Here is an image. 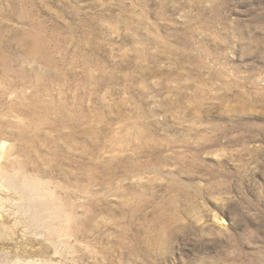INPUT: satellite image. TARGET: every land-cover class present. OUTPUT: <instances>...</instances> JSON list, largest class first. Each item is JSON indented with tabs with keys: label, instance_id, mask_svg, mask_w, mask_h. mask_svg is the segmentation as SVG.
Returning a JSON list of instances; mask_svg holds the SVG:
<instances>
[{
	"label": "rangeland",
	"instance_id": "374dc122",
	"mask_svg": "<svg viewBox=\"0 0 264 264\" xmlns=\"http://www.w3.org/2000/svg\"><path fill=\"white\" fill-rule=\"evenodd\" d=\"M0 39V264H264V0H0Z\"/></svg>",
	"mask_w": 264,
	"mask_h": 264
},
{
	"label": "bare ground",
	"instance_id": "6f19581e",
	"mask_svg": "<svg viewBox=\"0 0 264 264\" xmlns=\"http://www.w3.org/2000/svg\"><path fill=\"white\" fill-rule=\"evenodd\" d=\"M20 21V20H19ZM97 20L96 19H94L93 20V22H96ZM127 22H129L128 20H127ZM38 26V25H37ZM126 26H128V24H126ZM34 27V26H33ZM42 27V26H41ZM28 29V28H27ZM33 29V28H32ZM24 31H26L25 29H24ZM29 31V30H28ZM213 31V30H212ZM19 32L21 33L22 32V30L21 29H19ZM29 33H31V32H29ZM29 33H22L23 35V39H24V37H26L27 38V35H29ZM98 34H100V33H98ZM97 34V35H98ZM138 34H139V32H138ZM140 35V34H139ZM139 35H137V36H139ZM39 36V35H38ZM37 36V37H38ZM17 37V36H16ZM34 37H36V36H34ZM44 37V36H43ZM222 37V36H221ZM30 38V37H29ZM33 38V37H32ZM224 39H225V37H223ZM2 39V38H1ZM0 39V40H1ZM28 39V38H27ZM35 39V38H34ZM37 39V38H36ZM35 39V40H36ZM48 39V38H47ZM25 40V39H24ZM29 40V39H28ZM28 40H26L25 42H27ZM41 40V39H40ZM225 41V40H224ZM24 42V41H23ZM23 42H22V44H23ZM39 42V41H38ZM43 42V41H42ZM231 43V42H230ZM62 42H58L57 43V45H58V47H61L62 46ZM26 45V44H25ZM42 46H44V45H42ZM30 47V46H29ZM41 48V47H40ZM4 50H5V48H4ZM45 50V49H44ZM68 50V49H67ZM46 51H47V48H46ZM44 53H45V51H44ZM49 53V52H48ZM39 55V54H38ZM45 56V55H44ZM68 58V57H67ZM67 58L66 57H64L63 59H64V63H63V65H61L63 68H64V64L65 65H68V64H70L71 66H73V67H77L78 65H84V67H87L86 69H88V68H92V67H94V64H93V59H91V60H89L87 57H83L82 56V54L81 53H79V54H75V56H74V59L72 60V61H68L67 60ZM3 59V58H2ZM47 60V62H48V64H50V65H52L53 63H52V61L49 59V57L46 59ZM75 61H76V63H75ZM4 62V61H3ZM37 62V61H36ZM198 63H200V62H198ZM4 64V63H3ZM59 64V63H58ZM57 64V65H58ZM200 64H202V62L200 63ZM199 66V65H198ZM222 66V65H221ZM66 67V66H65ZM201 67H203V65H201ZM200 67V68H201ZM71 68V67H70ZM59 71V70H58ZM85 71H87V70H85ZM91 73H92V71H91ZM218 74V73H217ZM220 75V74H219ZM62 76V75H61ZM80 76V75H79ZM85 76H87V75H85ZM83 77V76H82ZM220 77V76H219ZM86 78V77H85ZM87 78H90L92 81H95V83L97 82V84H99L100 85V80H96L95 79V77L93 76V75H91V74H88V77ZM56 79V78H55ZM84 80V79H83ZM102 82H103V80H101ZM42 83V82H41ZM70 83V82H69ZM93 83V82H92ZM83 84V83H82ZM37 85V84H36ZM98 85V86H99ZM18 86V85H17ZM42 86V85H41ZM90 87V86H89ZM87 88V87H86ZM40 89H42V88H40ZM39 89V90H40ZM89 89V88H88ZM44 90V89H43ZM3 91H5V89L3 90ZM2 91V92H3ZM7 91V90H6ZM52 91V90H51ZM52 94V93H51ZM78 94V93H77ZM83 94V93H82ZM3 95V94H2ZM33 96V95H32ZM36 96V95H35ZM2 97V96H1ZM3 100V99H2ZM1 103V102H0ZM62 104V103H61ZM70 104V103H69ZM55 105V104H54ZM80 105H81V103H80ZM43 107V106H42ZM60 107V106H59ZM64 108H66V107H64ZM73 108V107H72ZM57 109V108H56ZM52 110V109H51ZM70 110V109H69ZM117 110V109H116ZM13 111V110H12ZM71 111V110H70ZM92 111V110H91ZM64 112V111H63ZM76 112V111H75ZM78 113V112H77ZM82 113V112H81ZM124 113V112H123ZM70 114V113H69ZM85 114V113H84ZM125 114V113H124ZM67 115V114H66ZM84 117V116H83ZM96 117V116H95ZM70 118V117H69ZM98 118V117H97ZM56 120V119H55ZM79 120V119H78ZM86 120V119H85ZM89 120V119H88ZM87 120V121H88ZM1 121V120H0ZM94 121V120H93ZM101 121V120H100ZM103 121V120H102ZM89 122V121H88ZM103 123H104V121H103ZM19 128V127H18ZM21 128V127H20ZM88 129V128H87ZM102 130V129H101ZM105 132V131H104ZM20 133H22V132H20ZM24 133V132H23ZM22 133V134H23ZM79 143V142H78ZM84 146V145H83ZM10 147V146H9ZM79 148V147H78ZM6 152H7V144L5 143V142H2L1 144H0V160L2 159V158H4V156L6 155ZM25 153H27V151H25ZM89 153V152H88ZM60 155V154H59ZM27 156V155H26ZM90 192V191H89ZM84 220V219H83Z\"/></svg>",
	"mask_w": 264,
	"mask_h": 264
}]
</instances>
